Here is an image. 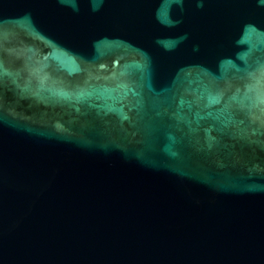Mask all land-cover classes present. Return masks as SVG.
<instances>
[{"label": "water", "instance_id": "obj_1", "mask_svg": "<svg viewBox=\"0 0 264 264\" xmlns=\"http://www.w3.org/2000/svg\"><path fill=\"white\" fill-rule=\"evenodd\" d=\"M0 264H264V0H0Z\"/></svg>", "mask_w": 264, "mask_h": 264}]
</instances>
